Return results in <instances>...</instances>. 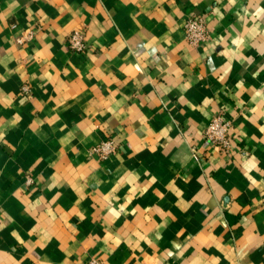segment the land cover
Wrapping results in <instances>:
<instances>
[{
    "label": "crops",
    "instance_id": "1",
    "mask_svg": "<svg viewBox=\"0 0 264 264\" xmlns=\"http://www.w3.org/2000/svg\"><path fill=\"white\" fill-rule=\"evenodd\" d=\"M90 258L264 264V0H0V264Z\"/></svg>",
    "mask_w": 264,
    "mask_h": 264
},
{
    "label": "built area",
    "instance_id": "2",
    "mask_svg": "<svg viewBox=\"0 0 264 264\" xmlns=\"http://www.w3.org/2000/svg\"><path fill=\"white\" fill-rule=\"evenodd\" d=\"M185 38L189 45L197 46L209 38V29L204 16L188 17L183 25ZM33 36L32 31L26 35L17 38V42L22 44L30 40ZM68 46L78 52L86 49L84 35L79 31L72 32L67 39ZM23 94H29V85L23 84L21 88ZM205 139L210 142L219 151L228 153L231 147L232 127L231 123L221 114L213 116L208 122L204 131ZM116 151V146L111 138L102 140L95 145L91 153L99 159L105 160ZM85 264H105L98 258H90Z\"/></svg>",
    "mask_w": 264,
    "mask_h": 264
}]
</instances>
